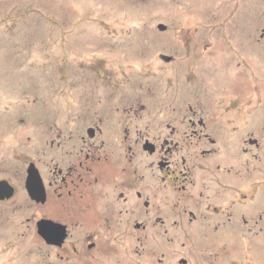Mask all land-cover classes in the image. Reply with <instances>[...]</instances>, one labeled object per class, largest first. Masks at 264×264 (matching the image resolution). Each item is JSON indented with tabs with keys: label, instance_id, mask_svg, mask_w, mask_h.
Listing matches in <instances>:
<instances>
[{
	"label": "rangeland",
	"instance_id": "obj_1",
	"mask_svg": "<svg viewBox=\"0 0 264 264\" xmlns=\"http://www.w3.org/2000/svg\"><path fill=\"white\" fill-rule=\"evenodd\" d=\"M263 10L264 0H0V180L15 188L9 200L0 202V264H77L85 255L70 248L49 250L40 243L36 221L43 209L27 197L25 171L34 163L50 179L54 155L46 153L49 140L58 130L62 135L81 133L94 114L102 115L105 103L109 115L118 106L121 125L132 121L131 127L142 133H156L162 120L179 123L177 114L188 117L189 107L209 122L231 119L223 117L228 108L239 116L248 107L250 117L261 118L257 81H252L255 54L246 50L254 44L255 27L264 24ZM233 49L241 59L235 63L237 72L248 75L236 95L231 85L235 78L230 75L226 83L223 78L232 70L226 63ZM222 81L229 95L222 94ZM244 128L250 134V127ZM216 137L218 145L228 144L222 134ZM227 139L236 144L235 152L244 149L241 139ZM245 150L240 157L247 159L250 151ZM259 155L264 172L263 145ZM138 160L146 185L154 189L145 167L150 160L142 149ZM213 162L207 160L206 167L213 170ZM253 175L264 181V174ZM263 187L255 192L262 231L250 243L222 231L212 230V235V219L209 227L184 223L165 260L173 255L175 264L179 258L188 264H264ZM93 229L98 232L99 224ZM105 231L100 230V240L107 237ZM131 239L129 250L135 252L137 245L143 252ZM159 242L152 237L147 241L149 264H158L155 256L166 251ZM111 250L101 249L103 261L121 257ZM137 255L130 264L142 259Z\"/></svg>",
	"mask_w": 264,
	"mask_h": 264
},
{
	"label": "flooded vegetation",
	"instance_id": "obj_2",
	"mask_svg": "<svg viewBox=\"0 0 264 264\" xmlns=\"http://www.w3.org/2000/svg\"><path fill=\"white\" fill-rule=\"evenodd\" d=\"M254 31V44L246 51L255 54V62L251 63L252 81H257L259 110L264 113V24L257 25ZM235 42L239 44V39ZM233 51L230 64L226 63V68L232 70L223 78L225 83L230 81V75L235 78L231 85L236 89V95L237 87H245V76L248 75L244 71H241L244 76L237 72L236 62L241 59H236ZM224 82L221 83L223 95L229 90H223ZM104 106L102 115L94 114L93 121L82 128L81 133L62 135L58 130L49 140L50 150L46 153L54 155L50 179L41 174L34 163H29L25 171L24 187L31 165L43 187L44 200L40 202L30 198L26 187L25 190L31 201L42 206L43 215L36 221V232L38 223L43 221L45 237L37 234L46 249L68 252L70 248L72 253L84 252L77 264H130L136 253L142 255L141 260H135L138 264H149L146 246L152 237L166 249L155 256L156 262L175 264L173 255L169 261L165 257L174 252L171 245L179 241L178 232L184 223L209 227V219H212L211 234L212 230L222 231L230 238L246 237L248 243L249 239L259 236L262 217L255 211L258 201L255 192L264 181L257 182L253 174H264L259 155L262 145L264 153V114L261 118L250 117L248 107H245V113L238 116L235 108L232 113L228 108L223 117L224 120L231 119L209 122L189 107L188 117L184 112L177 114L179 123L162 120L156 133L150 129L142 133L135 126L131 127L132 121L128 120L127 125L120 124L117 105L112 107L111 115L108 114L109 105L105 103ZM145 108L146 105L140 106L141 110ZM174 111L175 107L171 112ZM243 126L250 127V134L244 132ZM215 131L225 138L223 144H228L218 145ZM230 137L241 139L244 149L235 152L236 144L227 139ZM220 147L229 152H223ZM140 148L146 154V160H150L145 167L151 171L152 190L139 171ZM217 148L221 152L215 155ZM245 149L250 151L247 159L240 157ZM209 159L214 161L213 170L209 165L206 167ZM197 172L201 176H198L199 182L195 177ZM0 181H7L13 188L8 180ZM261 190L264 192V187ZM14 193L15 188L10 198ZM183 198H187L190 205L184 203ZM215 198L221 201L215 203ZM97 224L100 230H106L107 237L102 240L99 239L100 230L93 229ZM131 236L143 252L137 250V245L135 252L129 250ZM109 247L113 255L121 257L103 261L101 249ZM176 264H188V261L179 258Z\"/></svg>",
	"mask_w": 264,
	"mask_h": 264
},
{
	"label": "water",
	"instance_id": "obj_3",
	"mask_svg": "<svg viewBox=\"0 0 264 264\" xmlns=\"http://www.w3.org/2000/svg\"><path fill=\"white\" fill-rule=\"evenodd\" d=\"M159 29H165V27H159ZM25 187L27 188L28 195L33 200L40 202L44 200L43 198V187H41V181L39 175H37V171L33 165H31L28 169V177L25 183ZM13 193V188L8 184L7 181H0V200H4L10 197ZM37 232L39 235L45 237L44 225L43 221L39 222Z\"/></svg>",
	"mask_w": 264,
	"mask_h": 264
}]
</instances>
